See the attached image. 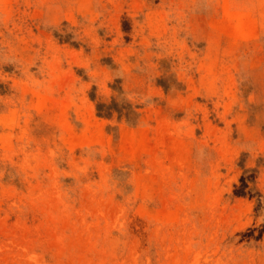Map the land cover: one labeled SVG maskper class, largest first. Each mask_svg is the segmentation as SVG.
I'll return each mask as SVG.
<instances>
[{"label":"rangeland","instance_id":"374dc122","mask_svg":"<svg viewBox=\"0 0 264 264\" xmlns=\"http://www.w3.org/2000/svg\"><path fill=\"white\" fill-rule=\"evenodd\" d=\"M0 264H264V0H0Z\"/></svg>","mask_w":264,"mask_h":264}]
</instances>
